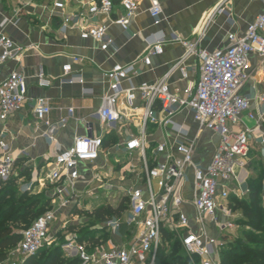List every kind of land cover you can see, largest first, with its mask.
<instances>
[{
    "label": "built area",
    "instance_id": "1",
    "mask_svg": "<svg viewBox=\"0 0 264 264\" xmlns=\"http://www.w3.org/2000/svg\"><path fill=\"white\" fill-rule=\"evenodd\" d=\"M149 15L152 24L158 26L162 19L159 0H149ZM123 12L111 18L112 0H99L87 6V10L66 19L91 21L104 15L123 29H128L130 19L139 7L137 0H121ZM153 34L146 37L142 55L134 60L114 64L106 72L108 88L101 98V105L95 117L104 127L105 133L117 129L137 109L141 110L137 134H129L123 142L127 155H137L141 171L136 174L135 183L126 192L127 209L123 220L116 218L107 226L118 233L125 224L129 237L111 247L88 248L85 243L74 239L68 245L75 251L80 264H155L158 250L163 245V231L173 234L192 263L220 264L219 236L235 228V223L226 219L230 214L228 199L232 192L229 182L235 177L236 169H242L251 151V135L257 128H248L243 116L253 118L249 112L251 98L240 93L241 88L251 79V53L264 58V12L251 21L243 33H228L226 46L208 52L197 50L196 39H176L184 49L183 55L154 82L132 85L131 79L138 75L139 66H149L152 55L163 53L165 37ZM82 39L98 41L105 50L112 40L107 36L105 24L87 23L80 29ZM22 49L12 39L0 32V123L19 112L26 105L31 108L37 123H43L53 132L64 126L73 117L74 107L66 108V114L52 123L47 117L51 112L49 98L31 97L27 93L26 77L21 69L11 71L1 78L2 66L9 61H19ZM197 55L200 60L199 77L195 83L188 82L181 89H172L169 79L178 71L182 80L188 79L185 61ZM79 61V57H73ZM61 83H82L80 75L71 76V65L62 68ZM36 85L41 89L52 86V80L39 66L34 74ZM124 83H128L124 86ZM140 102L137 105L136 100ZM256 101L264 104V94ZM181 109H188L198 130H207L218 137V144L207 165L194 159L195 139L191 142L176 141V154L166 143L151 147L146 129L149 123L171 126L177 132L172 117ZM6 129H0V183L10 179L14 173L16 157L12 154L6 139ZM105 135H81L74 138L68 148L59 151L47 172V180L54 185L60 206H70L78 195L75 183L80 179V165L95 163L104 150ZM264 158V135L256 140ZM191 171V198H186L185 185ZM192 206L194 215L190 218L185 210ZM55 218L54 211H46L21 231V240L16 250L21 261L33 256L49 240V229ZM217 235H216V233ZM197 259V260H196ZM12 262V264H21Z\"/></svg>",
    "mask_w": 264,
    "mask_h": 264
},
{
    "label": "crops",
    "instance_id": "2",
    "mask_svg": "<svg viewBox=\"0 0 264 264\" xmlns=\"http://www.w3.org/2000/svg\"><path fill=\"white\" fill-rule=\"evenodd\" d=\"M98 1L0 0V32L10 37L14 44L22 49L19 61H9L2 66L1 78L15 69H21L26 77L28 95L49 98L52 109L47 119L52 123H55L60 115L66 114V108L74 107L73 117L53 132H49L43 123L35 121L31 108L27 105L0 123V129H6V139L16 161L27 158L35 162L36 168L41 167L39 173L35 169L36 178L43 180L55 155L71 146L75 137L105 135L104 138L109 141L104 147L102 158L95 163L80 165L81 177L75 183L77 197L94 192L95 188L89 191V187L93 184L98 186L100 178L97 174L112 169L111 156H130L125 153L122 144L127 135H135L139 130L140 109L109 133H105L103 125L95 117V112L101 105V98L108 88L105 74L114 64H125L142 55L146 47L144 39L159 33L158 35L165 37L163 53L152 55L150 65H140L138 75L131 79L132 85L154 82L183 55L184 49L176 39H196L200 35L197 50L211 52L221 49L226 46L228 33H243L247 25L264 12V0H159L162 21L158 26H154L149 15V0H137L139 7L126 30L112 23L109 17L104 15L96 16L91 21L75 18L66 21L68 17L86 11L89 4ZM120 1L112 0L111 18L123 12ZM87 23L107 26V36L112 40L107 49H101L98 41L80 37V29ZM73 57H79L80 60L74 61ZM249 59L253 69L252 76L241 88L240 93L251 98L249 112L253 113L254 117L244 115L243 123L246 127L257 130L251 135V151L245 167L236 169L235 177L229 182L230 189L234 191L232 193L239 198L245 197V194L250 192L249 183L257 180L259 173L256 176L250 175L249 169L252 167L263 172L259 182L264 192V158L256 142L259 135H264V104L259 105L256 101L258 95L264 94V58L251 53ZM66 64L71 65L69 75H80L82 83L66 84L59 81L63 74L62 68ZM39 66L43 67L46 75L52 80L50 88L41 89L36 85L34 74ZM185 66L188 79L182 80L180 73L174 72L169 79L172 89H181L186 83L197 81L199 57H188ZM127 85L128 83H124V86ZM139 102L138 98L136 104ZM172 120L177 127H181L182 132L175 131L171 126L148 124L146 135L151 147L164 142L176 154V141L191 142L195 139L194 159L204 166L207 165L218 144V137L207 130L199 131L188 109H181ZM254 152L259 153V167L250 166L251 162H254L251 160V154H255ZM132 156L137 158L132 166H140L137 155ZM114 161L120 163L119 158ZM49 163L50 166L43 177V169ZM82 179H89L90 185L81 184ZM191 180L192 174L188 171V181L185 185L188 199L191 198ZM185 210L190 218H193L192 206L186 204ZM124 231L116 233L118 235L113 240L118 243L125 240L126 238L122 239Z\"/></svg>",
    "mask_w": 264,
    "mask_h": 264
},
{
    "label": "rangeland",
    "instance_id": "3",
    "mask_svg": "<svg viewBox=\"0 0 264 264\" xmlns=\"http://www.w3.org/2000/svg\"><path fill=\"white\" fill-rule=\"evenodd\" d=\"M255 153V152H254ZM259 153L251 154V160H254L253 164L251 162L250 166H260ZM102 158V155H100ZM119 158L120 163H116L114 160ZM137 158L134 156H121L116 154L111 156L112 163L110 164L112 169L108 171H102V173L97 174V177L100 178V181L96 184H93L89 187V191H92L94 188L98 189L93 193L84 194L83 196L76 197L71 201L70 206L60 207L59 200L57 199V195L54 194V186L47 180L46 169L50 166V163L47 164L46 168L43 169L42 176L45 178L43 180H39L36 178L35 169L39 173L41 172V167L36 168V163L31 162L27 158L20 159L16 161V165L14 167V173L10 177L15 181V186L17 187L18 193H26V198L22 202H18V197L16 195L8 196L5 202L2 204V209H9V212L3 217V222L6 225L13 226L14 230H18L20 227L24 225L22 219L23 215L29 216V220L32 217V213L36 212L37 215H41L46 211H54L55 218L50 225L49 229V240L46 242L40 249L39 253L35 256V259L42 261L43 258L52 252V255H59L62 257L72 258L75 255V251L69 248V244L74 239L75 234L83 232V242L86 244L88 237L98 238L99 245L92 246L88 245V248L95 247H111L116 246L117 241H114L113 238L117 236L115 230L107 226L108 221H112L116 219L115 217H111L109 220L103 222L99 221L92 215V212L102 206H112L116 207L119 203L124 202L126 199V192L133 185V182L136 180V174L133 171L132 164ZM136 162V161H135ZM138 172L141 171V166H138L136 169ZM251 176H256L259 173V170H255L253 167L249 169ZM137 172V173H138ZM9 179V180H10ZM8 180V181H9ZM91 181L89 179H82L81 184H89ZM135 183V182H134ZM1 184V183H0ZM11 183H2L0 185V189H7ZM90 185V184H89ZM250 190V188H249ZM88 191V192H89ZM248 194H245V197L235 196L233 193L230 195L228 199L230 214L226 216V219L231 220L235 223V228L230 232H224L219 236V252L228 249L229 247H238L240 246L238 242L244 241V233H248L253 235V237L264 238V230L259 228H255L252 225L246 223V219L252 220L250 217H246L243 210L242 205L241 208L238 207L237 200H245L246 206H250V201L248 200ZM80 195V192H79ZM26 201H31L30 203L33 205L31 215H27L28 210L24 208H18L17 206L23 205ZM55 201V202H54ZM16 203L13 207V203ZM245 203V202H244ZM241 204V203H240ZM236 205V207L234 206ZM236 208V209H235ZM17 209V210H16ZM257 210L264 215V192L262 190V200L258 202ZM12 217L15 219L20 217L16 223L8 222L7 219ZM123 220V217H121ZM71 227H75V231H71ZM126 230V231H124ZM122 234V239L128 238L129 232L126 225L123 223L120 225L118 229V233ZM216 233V232H215ZM116 234V235H115ZM217 235V233H216ZM119 240V238H117ZM174 238L165 245L163 244L167 250H169L170 246L173 245ZM250 245H257L254 241H251ZM17 246L9 249L6 259L0 262V264H12V262H20L22 257L15 252ZM175 253L182 254L185 258V252L180 248L176 247L174 250ZM188 257V256H187ZM187 259V258H186ZM190 263L191 260L188 257ZM196 264V263H192Z\"/></svg>",
    "mask_w": 264,
    "mask_h": 264
},
{
    "label": "trees",
    "instance_id": "4",
    "mask_svg": "<svg viewBox=\"0 0 264 264\" xmlns=\"http://www.w3.org/2000/svg\"><path fill=\"white\" fill-rule=\"evenodd\" d=\"M103 142L104 147L109 144V141L106 138H104ZM16 163L17 162H15V165ZM262 176L263 172L260 170L257 180H255L256 182L249 183L250 192L247 197L250 201V206H246V199L239 201L237 200L236 202L237 204L239 203L238 207L241 208L242 205V210L246 217L251 216L250 218L252 220H249L247 217L248 219H246V223L250 224V226L252 225L255 228L260 227L264 230V215H262L261 212L257 210L258 202L262 200V186L259 182ZM15 181L16 180L11 178L9 181L4 182L5 184L11 183L10 186L7 189H0V262L6 259L9 249H12L18 245L21 240V231L28 227L39 216H36V212H33L32 217L29 220V216L23 215V218L26 217V219H22L24 225L18 230H14L13 226L6 225V223L3 222V217L9 212V209H2V204L5 202L6 198L11 195H16L18 197V202L20 203L26 198L27 195L26 193H18L17 187L15 186ZM125 198V203L121 201V203H119L116 207H112L110 205L99 207L92 212V215L99 221L103 222L109 220L111 217L121 218L123 212L127 209L129 202L128 198ZM30 202L31 201H26L23 203V205H18L17 209L24 208L28 210V213L26 214L31 215L33 205ZM15 204L16 203L14 202L11 206L13 207ZM234 206L236 207V205ZM19 218L20 217L12 219V217H9L7 221L16 223ZM71 231H75V227H71ZM162 236L164 241L163 244L165 243V245L173 238V234L166 231H163ZM83 239V232L75 234L74 240L76 242L84 243ZM87 241L88 242H86V244L88 243L92 246L99 245L98 238L88 237ZM251 241H254L257 245H250ZM238 244L240 246H231L228 249L219 252L220 264H264V238H259L256 236L254 238L253 235L244 233V241L238 242ZM176 247H180L182 249L179 242L175 239L169 250H167V248L162 245L158 250L155 264H192L190 263L187 255L184 258L182 254H177L174 252ZM40 249L35 255L23 259L21 264H80V261L77 257L65 259V257L56 254L52 255V252L48 253L42 261H39L35 259V256L39 253Z\"/></svg>",
    "mask_w": 264,
    "mask_h": 264
}]
</instances>
